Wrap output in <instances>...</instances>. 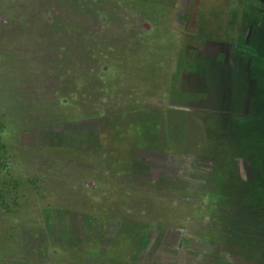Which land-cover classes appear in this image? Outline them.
Segmentation results:
<instances>
[{
  "label": "crops",
  "instance_id": "obj_1",
  "mask_svg": "<svg viewBox=\"0 0 264 264\" xmlns=\"http://www.w3.org/2000/svg\"><path fill=\"white\" fill-rule=\"evenodd\" d=\"M212 1L121 0L122 7L140 6L136 18L143 28L107 37L112 44L104 54L119 53V70L111 72H119L120 83L111 75L103 83L136 93L132 99L124 94L119 110L98 106L74 115L72 130L66 125L57 133H72L76 144L70 146L89 159L73 163L79 171L73 197L90 206L71 210L74 217L89 212L117 221L111 241L91 251L98 264H264L247 245L264 232L236 222L251 218V208H264V174L253 157L241 156V138L250 135L240 122L252 109L247 82L235 81L245 72L241 47L250 42L240 30L248 13L264 11L263 1L214 0L231 8L226 26L234 19L232 34L226 26L208 29L200 10ZM263 212H257L261 223ZM194 218L203 224L201 236L188 225ZM125 223H138L146 244L134 258L126 253L121 263L108 260L116 237L129 232Z\"/></svg>",
  "mask_w": 264,
  "mask_h": 264
},
{
  "label": "rangeland",
  "instance_id": "obj_2",
  "mask_svg": "<svg viewBox=\"0 0 264 264\" xmlns=\"http://www.w3.org/2000/svg\"><path fill=\"white\" fill-rule=\"evenodd\" d=\"M217 2L200 10L211 30L226 26L231 13L230 7ZM138 7L131 3L122 7L121 0H0V264H98V256L91 251L111 241L117 221L102 222L89 212L74 217L71 210L90 206L73 197L72 177L79 173L73 163L89 159L70 146L76 144L72 133H57H63L66 125L72 130L69 124L74 115L98 106L119 110L124 94L134 97L136 91L131 88H104L105 75L120 83L119 72H111L119 70L114 69L119 53L105 56L104 52L111 49L108 36L122 29L134 35L143 28L137 23ZM162 14L157 10L156 19ZM257 14L258 25L253 22ZM247 18L249 22L240 30L242 38L264 40V11L252 10ZM233 23L230 20L223 31L234 33ZM242 60L245 65L247 60L243 56ZM246 80V72L235 77L236 83ZM239 93L238 101L242 99ZM250 99L264 116V102ZM241 156H248L244 147ZM247 208L242 205V211ZM262 217L263 223L255 213L236 222L252 230L259 224V231L264 232V212ZM200 220L188 222L198 236L203 226ZM137 225L125 223L129 232L116 237L110 252L113 258L108 260L121 263L126 253L130 258L137 256L146 244ZM252 242L247 244L251 257L264 261V235Z\"/></svg>",
  "mask_w": 264,
  "mask_h": 264
},
{
  "label": "trees",
  "instance_id": "obj_3",
  "mask_svg": "<svg viewBox=\"0 0 264 264\" xmlns=\"http://www.w3.org/2000/svg\"><path fill=\"white\" fill-rule=\"evenodd\" d=\"M248 15V14H247ZM247 21L248 18H246ZM260 15L257 14L254 24L258 25L260 22ZM259 26H261L259 24ZM264 39V37H263ZM252 40V41H251ZM251 42V43H250ZM250 42H246L249 46H245L242 50L245 52L242 54L240 50V57H244L247 60L245 65L240 64V68L245 70L247 75V94L254 98V103L256 98L264 102V40L258 41V38L254 37L250 39ZM259 42V43H258ZM255 45V46H253ZM262 49H261V47ZM262 102V103H263ZM251 116L248 119H242L240 122V128L250 135V140L248 138H241L242 146L248 156L253 157L256 169L263 175L262 169L264 167V116H260V109H256L254 104L251 105ZM262 111V110H261ZM251 133V134H250ZM244 144V145H243ZM260 170V171H259Z\"/></svg>",
  "mask_w": 264,
  "mask_h": 264
},
{
  "label": "flooded vegetation",
  "instance_id": "obj_4",
  "mask_svg": "<svg viewBox=\"0 0 264 264\" xmlns=\"http://www.w3.org/2000/svg\"><path fill=\"white\" fill-rule=\"evenodd\" d=\"M238 60H239L240 63L243 62L242 57H240V56H239V59H238ZM245 90H246V89H245ZM246 91H247V90H246ZM240 97H241V96H240ZM241 98H242V97H241ZM235 100L238 101L237 99H235ZM241 100H242V99H241ZM241 100H239V101H241ZM251 211H252V212L249 211V214H253V213L257 214L255 211L252 210V208H251ZM251 222H253V221L251 220ZM255 228L258 229V225L254 227V230H255ZM250 230H252V229H250ZM249 251H250V249H249ZM255 251H256V250H255Z\"/></svg>",
  "mask_w": 264,
  "mask_h": 264
}]
</instances>
